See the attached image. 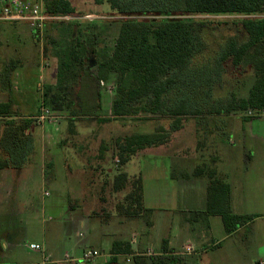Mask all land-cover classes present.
<instances>
[{
	"label": "rangeland",
	"instance_id": "rangeland-1",
	"mask_svg": "<svg viewBox=\"0 0 264 264\" xmlns=\"http://www.w3.org/2000/svg\"><path fill=\"white\" fill-rule=\"evenodd\" d=\"M71 2L81 13L48 21L38 39L14 34L15 31H23L26 35L33 32L25 21L0 22L2 27L0 84H7V88H10L9 94L25 95L27 103L24 111H33L41 104L43 96L40 89L47 85V78L44 80L45 72L41 73L40 68L43 69L46 64H50L51 68L49 67L48 71L58 72L59 61L54 55V49L58 37L62 36L64 22L80 21L88 26L84 33L100 32V47L106 46L110 50L113 46L123 16L111 10L107 3L98 6L93 0ZM198 18L214 20L217 23L220 20L238 21L242 17L207 15ZM91 25L97 28L93 29ZM237 35L244 38L237 25L229 24L221 26L214 32L207 31L203 36L207 44L210 43L211 51H220L225 47L229 37ZM212 56L210 53L204 55L199 58V63H196L195 71L199 75L195 76L196 85L182 90L177 88L166 98L168 108L186 101L185 111L180 114L183 124L178 130L171 129L175 119L170 115L153 116L142 113L138 117L112 119L114 79L108 85H102V109L98 112V118L71 121L67 113L56 112L61 119L49 124H54L52 134L54 140L59 138L60 146L53 150L56 153L55 161L45 168L47 186L45 185L44 191L51 196L44 197V211L32 215L36 219L33 225L38 227V232L29 233L21 218H11L0 219V235L4 230V223H10L17 229L15 233L18 236H13L14 241L22 244L23 249L27 250L31 243L40 244L42 238L45 241L47 239L48 244L53 247L55 238L60 236L69 250L73 247L77 250L76 255L82 256L74 259L76 258L74 254L69 255L68 264H77L75 261L89 264L82 261L84 254L93 251L95 245L99 247L100 242L104 244L101 250L107 251L109 243L130 242L134 236L141 242L143 248L150 246L157 252L164 240L182 241L194 231L193 228L202 227L204 220L197 221L196 212L207 208L209 178L206 176L197 178L194 174L198 168L216 169L222 179L232 168L229 160L239 161L245 157L243 146L235 133V129L239 130L247 123L239 118L244 114L229 115L217 112L229 108L233 95L246 98L255 82L250 68L236 69L230 64L221 68L222 72L219 75L210 73L215 80L207 87L203 73L206 72L207 77L208 71L205 69L218 70L213 64L216 54ZM23 75L28 78L26 82H23ZM185 77L190 80L189 75L182 76ZM72 97L73 100H77L76 93H73ZM109 118L108 122H102L103 119ZM47 124L43 125L45 129ZM160 127L166 130L165 143L137 152L124 169L131 180L139 176L142 178L144 205L152 212L144 218H128L119 213L117 205L124 201L130 186L121 192L113 190L119 162L114 152L115 141L119 137L136 133H152ZM56 128L58 130H55ZM41 129L38 128L39 131ZM38 134L40 141L42 135ZM105 144L108 151L102 153L100 150ZM39 157L40 159L47 157V161L50 162L48 150L46 154L39 153L38 160ZM236 169L237 180L240 176L239 168ZM240 180L243 183V178ZM34 194L33 199L40 202V191H37V195L35 192ZM67 196H70L76 205L72 207L73 209L68 206ZM48 203L52 205L49 206ZM208 221L213 235L210 232L206 233L207 241L213 244L217 242L218 236L223 235L224 225L220 216H210ZM90 222L96 227L92 235ZM150 222L156 224L155 229L151 230L148 225ZM262 226L264 221H259L248 230L236 234L226 242V249H231L232 253H242L243 260L249 259L244 264H257L256 260L264 261L263 256H256L257 249L263 244L260 241L264 237ZM36 234H39L38 239L35 238ZM222 252L211 249L208 253L214 257ZM8 255L11 253L2 257L4 259L0 264H18L12 259L8 261ZM205 257L204 254L202 259ZM128 260L129 263L126 262V258H121L120 262L134 264L131 258ZM197 260L198 258L192 259V264H196Z\"/></svg>",
	"mask_w": 264,
	"mask_h": 264
},
{
	"label": "trees",
	"instance_id": "trees-1",
	"mask_svg": "<svg viewBox=\"0 0 264 264\" xmlns=\"http://www.w3.org/2000/svg\"><path fill=\"white\" fill-rule=\"evenodd\" d=\"M47 15L64 18L80 14L71 0H42ZM95 5L108 4L111 10L123 16L117 36L110 50L101 45L100 32L84 33L86 26L80 21L62 24V36L58 37L54 55L59 61L57 83L47 86L43 92V106L53 112L76 119L98 118L102 109V85L115 80V94L111 104L112 119L138 117L140 114L174 117L171 129L178 130L183 124V101L171 108L166 98L175 89L182 90L197 84L195 71L199 58L210 53L217 69L207 70L208 76L219 75L226 65L236 69L252 70L255 82L246 98L233 95L229 108L219 114H239L264 110V0H93ZM241 16L238 21L199 19L198 16ZM231 22V23H229ZM235 24L239 35L227 39L220 51H211L204 40V33L214 32L221 26ZM96 29V26H92ZM2 27L0 24V44ZM54 43V41H53ZM46 50V49H45ZM207 58H209L207 56ZM211 59L210 62L211 63ZM94 63V64H93ZM204 80L207 87L215 80L212 76ZM188 77L182 78L184 75ZM76 93L77 100H73ZM9 103L0 104V117H13ZM147 118V117H146ZM250 119V118H248ZM103 119L102 122H108ZM31 121L20 125L9 121L0 145L8 158L0 157V170L20 167L30 153L32 139L24 132ZM166 130L160 127L152 133H136L119 137L115 141V157L119 158L118 175L113 190L121 192L130 186L122 203L117 205L120 214L128 218H144L152 211L145 207L143 180H131L125 167L137 152L165 143ZM102 145L101 152L108 151ZM100 152V153H101ZM101 153V157L103 154ZM209 178L207 208L197 211L196 216H220L227 235L233 234L257 218L256 215H237L231 211L230 186L218 176L216 169L198 168L194 174ZM72 206V201L70 202ZM149 227H152L150 222ZM129 245L115 243L113 254H131ZM168 251L152 256L151 264H187L185 259ZM143 257L135 256L140 264ZM109 264H120L114 257Z\"/></svg>",
	"mask_w": 264,
	"mask_h": 264
},
{
	"label": "crops",
	"instance_id": "crops-1",
	"mask_svg": "<svg viewBox=\"0 0 264 264\" xmlns=\"http://www.w3.org/2000/svg\"><path fill=\"white\" fill-rule=\"evenodd\" d=\"M15 22V21H6L0 20V22ZM18 22V21H17ZM14 34L19 36H30L38 39L39 35L34 31L26 35L23 31H15ZM42 54V53H41ZM43 55V54H42ZM47 67V69H46ZM51 68L50 64H46L42 69L40 68L41 73L44 74V80L47 78V85L45 84L43 88L40 89L41 96H43V92L45 87L53 86L57 83V74L52 71H48V68ZM43 76V75H42ZM42 78V77H41ZM23 82L28 80L25 75L22 77ZM11 86V84H9ZM7 88V84H0V104L9 103L11 105V112L13 117H0V140L3 137L4 131L7 128V123L9 121L16 122V125H20L22 121H31L29 128H27L24 132L26 137H30L32 139L30 153L28 157L21 162L20 167H11L8 169L0 170V219H16L21 218L28 229L29 233L38 232V227L33 225L35 219L34 214H38L41 211H44V197H49L47 191H44L46 183V166L52 164L55 161L56 153L53 150H56V147L60 146L59 138L57 137L54 140V135L52 134L54 131L52 129V125L47 124V128L40 126L37 124L36 117L39 116L41 108L43 106V98L41 99V104L35 107L33 111H24L23 108L26 106L27 99L24 94H9ZM240 119L245 120L247 123L245 126H241L239 130L235 129L236 136L239 139L240 144L243 146L245 151V157L237 160H229V165L232 167L231 170L224 176L222 179L225 183L230 186L231 189V211L233 214L237 215H256L257 218L250 222L249 224L238 228L233 234L227 235L224 228V233L222 236H218L217 242L210 244L207 241L206 233L210 232L213 235L212 228L209 223V217H199L196 216L197 221L204 220V225L202 227L193 228L194 231L187 236L182 241H177V244L174 240H164L160 250L157 252L152 250L150 246L147 248H143L141 242L133 239L130 242L125 241H115L113 243L108 244V250H101L103 247V243L100 242L99 247L96 245L93 247V250H98L102 253L100 257L94 259L89 262V264H109V262L117 257L120 264L121 258H126V262L129 263V258H131L134 264H137L134 260L135 256L143 257L140 260V264H151L150 258L152 256H160L166 254L168 251H172L174 255L183 257L187 264H192V259L198 258L196 264H244L247 260H243L242 253H232L231 249H226V242L231 240L236 234L248 230L255 223L259 221H264V116L250 118L245 117L244 115L239 117ZM23 126V125H20ZM42 129L39 131L38 128ZM50 128V129H49ZM55 130H58L56 128ZM47 131V132H46ZM38 133L42 135L40 141H38ZM63 145V144H62ZM235 145V144H234ZM49 151L50 162L47 161V157L44 159H37L39 153L46 154V151ZM0 157L8 158L9 154L2 148L0 145ZM48 158V159H49ZM34 167V168H33ZM239 168V176L238 175ZM218 172V171H217ZM243 178V183L240 180ZM40 191V202L33 199L35 196L34 192L37 195V191ZM31 194V195H30ZM69 195V194H68ZM69 200H67L68 206L73 209L76 205L72 203V198L67 196ZM49 206L52 203H48ZM55 204V203H54ZM53 204V207L55 206ZM203 211V210H202ZM84 221L82 220V223ZM29 223V224H28ZM223 223V221H222ZM4 230L0 235V261H2L6 257L8 253V261L12 259L15 261L14 263L18 264H68L69 255L74 254L76 258L79 259L82 256H77V250L73 247L68 249L66 245H64L63 237L55 238L54 246H50L46 239L43 240L40 244L43 247L42 251L32 250L30 247L27 250L23 249L22 244L16 243L14 241L13 236H18L14 227L10 223H4ZM92 233H95L96 227H94L91 222L89 223ZM43 227V226H42ZM263 230H264V226ZM151 230L156 228V224L153 222ZM41 229V227H40ZM27 231V230H26ZM40 231V230H39ZM36 239L39 238V234H36ZM93 239V237L91 238ZM215 241V240H213ZM263 244L256 251V256L264 257V237L262 240ZM115 243H124L128 244L131 254H113L112 249ZM150 243V241H149ZM38 244L39 243H31ZM152 245V242L150 243ZM177 245V247H176ZM243 245V243H242ZM176 247V248H175ZM186 247H190L192 249L191 252H186ZM215 250V252H222L214 257L210 255L209 250ZM85 251V250H84ZM83 251V252H84ZM206 255L205 259L203 255ZM168 255V254H166ZM49 259L51 262H47ZM55 259L54 261H52ZM76 262V261H75ZM257 264H264L262 260H256Z\"/></svg>",
	"mask_w": 264,
	"mask_h": 264
},
{
	"label": "built area",
	"instance_id": "built-area-1",
	"mask_svg": "<svg viewBox=\"0 0 264 264\" xmlns=\"http://www.w3.org/2000/svg\"><path fill=\"white\" fill-rule=\"evenodd\" d=\"M59 19L62 18L51 17L45 13L42 0H0V20L25 21L38 35H42L48 21ZM244 116L249 118L263 117L264 110L261 112L247 111ZM35 119L39 125L43 126L44 123H53L61 117H58L56 112L42 106L41 113ZM30 248L39 252L43 250V247L38 244H33ZM191 251L190 247H186L187 253ZM100 256L101 253L96 250L88 251L84 254L82 261L90 262ZM46 261L49 262L50 260L47 259ZM76 262L80 264V262Z\"/></svg>",
	"mask_w": 264,
	"mask_h": 264
}]
</instances>
